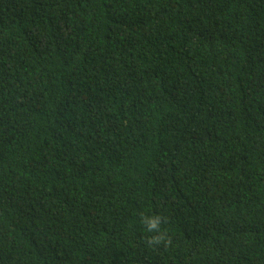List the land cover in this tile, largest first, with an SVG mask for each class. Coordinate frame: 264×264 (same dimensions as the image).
Masks as SVG:
<instances>
[{
    "label": "trees",
    "instance_id": "obj_1",
    "mask_svg": "<svg viewBox=\"0 0 264 264\" xmlns=\"http://www.w3.org/2000/svg\"><path fill=\"white\" fill-rule=\"evenodd\" d=\"M0 264H264V0H0Z\"/></svg>",
    "mask_w": 264,
    "mask_h": 264
},
{
    "label": "clouds",
    "instance_id": "obj_2",
    "mask_svg": "<svg viewBox=\"0 0 264 264\" xmlns=\"http://www.w3.org/2000/svg\"><path fill=\"white\" fill-rule=\"evenodd\" d=\"M166 222L167 218L161 214H153L151 216L141 215L140 223L146 232L151 234L145 240L147 247L157 248L160 246H167L171 243L169 234L162 227Z\"/></svg>",
    "mask_w": 264,
    "mask_h": 264
}]
</instances>
